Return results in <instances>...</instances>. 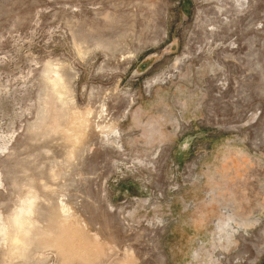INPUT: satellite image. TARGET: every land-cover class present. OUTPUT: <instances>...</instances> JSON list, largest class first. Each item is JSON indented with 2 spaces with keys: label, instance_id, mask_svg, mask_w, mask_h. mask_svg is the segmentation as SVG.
I'll list each match as a JSON object with an SVG mask.
<instances>
[{
  "label": "rangeland",
  "instance_id": "obj_1",
  "mask_svg": "<svg viewBox=\"0 0 264 264\" xmlns=\"http://www.w3.org/2000/svg\"><path fill=\"white\" fill-rule=\"evenodd\" d=\"M0 264H264V0H0Z\"/></svg>",
  "mask_w": 264,
  "mask_h": 264
},
{
  "label": "bare ground",
  "instance_id": "obj_2",
  "mask_svg": "<svg viewBox=\"0 0 264 264\" xmlns=\"http://www.w3.org/2000/svg\"><path fill=\"white\" fill-rule=\"evenodd\" d=\"M56 85V84H55ZM59 89V88H58ZM59 91V90H58ZM28 211V210H27ZM15 220V219H14ZM17 224V223H16ZM21 226V225H20ZM21 231V230H20ZM18 232V231H17ZM24 233V232H23ZM71 235V234H70ZM70 237V236H69ZM73 237V236H72ZM65 242V241H64ZM66 243V245H68V242H65ZM15 244V243H14ZM16 247H18V246H16ZM22 247V246H21ZM23 248V247H22ZM18 249H19V247H18ZM61 249V248H60ZM65 250V249H64ZM84 250H82V253H85V252H83ZM69 252H71V251H69ZM68 252V253H69ZM74 252V251H73Z\"/></svg>",
  "mask_w": 264,
  "mask_h": 264
}]
</instances>
